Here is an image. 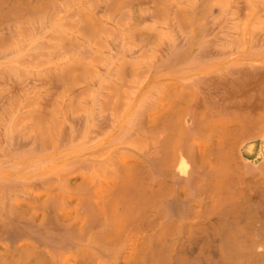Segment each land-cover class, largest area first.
I'll return each instance as SVG.
<instances>
[{
    "label": "rangeland",
    "instance_id": "374dc122",
    "mask_svg": "<svg viewBox=\"0 0 264 264\" xmlns=\"http://www.w3.org/2000/svg\"><path fill=\"white\" fill-rule=\"evenodd\" d=\"M245 118L263 132L264 0H0V250L68 234L54 264L84 263L92 201L181 152L216 166Z\"/></svg>",
    "mask_w": 264,
    "mask_h": 264
},
{
    "label": "bare ground",
    "instance_id": "6f19581e",
    "mask_svg": "<svg viewBox=\"0 0 264 264\" xmlns=\"http://www.w3.org/2000/svg\"><path fill=\"white\" fill-rule=\"evenodd\" d=\"M245 119L225 126V138L213 152L223 153L215 154L216 166L188 164L181 152L175 164L160 167L170 180L126 179L114 194L92 201L89 221L83 218L90 222L91 245L81 227L88 235L81 234L80 241L88 238V245L82 249L84 263L77 264H264V127L256 132L252 119ZM71 237L76 242L65 238L63 250L50 240L36 245L8 240L0 264H54L57 253L78 243ZM196 241L205 242L207 251Z\"/></svg>",
    "mask_w": 264,
    "mask_h": 264
}]
</instances>
